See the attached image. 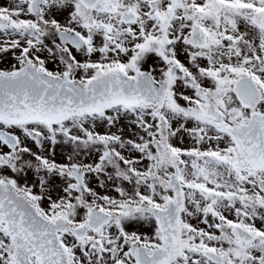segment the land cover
<instances>
[{
  "label": "rangeland",
  "instance_id": "374dc122",
  "mask_svg": "<svg viewBox=\"0 0 264 264\" xmlns=\"http://www.w3.org/2000/svg\"><path fill=\"white\" fill-rule=\"evenodd\" d=\"M30 1L0 0L2 74H14L30 63L84 83L110 70L128 76L149 72L156 80H164L174 59L183 64V69L163 107L155 112L116 106L102 114L70 117L48 126L0 122V131L18 140L14 150L0 141V182L11 185L47 218L80 223L93 206L130 211L138 206L163 205L172 195L165 189V182L175 174L185 194L181 238L187 248L173 264H219L206 258L204 251L220 254V264H264V171L248 175L228 165L226 159L234 155L235 146L203 117V110L211 105L230 123L247 122L252 111L241 106L232 90V83L246 74H251L262 88L256 111L264 114V33L251 21L256 11L264 8V0H179L173 9L166 0H100L91 10L79 0H48L39 15L29 8ZM124 12L136 16L134 25L121 21ZM194 24L208 34V49L198 58L197 50L187 45ZM62 28L80 34L85 46L75 49L63 45L57 36ZM52 47L65 54H48ZM88 49H96L98 54L83 58L80 54ZM207 67L217 69L219 79L231 88L222 89L217 85L218 78L202 75L203 70L211 72ZM109 112L150 116L147 152L128 153L114 140L106 143L109 135L118 134L114 131L116 121L107 118ZM88 122L91 126L83 129ZM105 124L109 131L100 132ZM74 129L83 148L92 146L89 154L62 162L61 168L41 178L38 168L49 167V163L36 162L33 166L24 160L22 149L31 150L35 160H43L45 153L38 148L44 146L49 151L67 145ZM160 136L173 150L172 166L155 148ZM106 163L110 169L119 163H128L129 167L107 173L101 168ZM74 166L90 169L84 177L83 191L70 175ZM138 175L143 179L138 184L146 191L122 192V188L137 184L132 179ZM237 223L258 233L249 246L233 237L232 228ZM96 238L103 241L105 250L91 248L89 241ZM61 240L73 264H135L126 254L129 242L139 240L155 248L161 245V233L152 214L138 212L110 222L89 240H77L69 234H63ZM13 255L10 240L0 234V264H12Z\"/></svg>",
  "mask_w": 264,
  "mask_h": 264
},
{
  "label": "water",
  "instance_id": "95a60500",
  "mask_svg": "<svg viewBox=\"0 0 264 264\" xmlns=\"http://www.w3.org/2000/svg\"><path fill=\"white\" fill-rule=\"evenodd\" d=\"M80 1L87 9H93L100 0ZM168 1L175 6L178 0ZM46 4L47 0H31L30 8L34 14L39 15L41 6ZM121 20L125 24H134L136 17L125 12ZM252 21L264 31V10L258 11ZM57 35L62 44H70L76 49L85 45L84 39L75 31L63 28ZM188 43L195 48L206 47V33L201 26L194 25ZM175 75L173 69L164 81L158 82L148 72L139 71L129 77L122 71H105L80 84L28 64L16 74H0V121L50 125L64 122L71 116L81 118L101 114L121 105L156 111L164 105L167 90L175 81ZM235 93L242 105L251 109L256 108L261 99V90L251 76L235 84ZM204 114L215 128L229 135L236 146L234 156L227 160L228 164L250 175L264 171L263 114L254 113L248 125L238 127L224 123L214 108H207ZM0 140L11 150L18 144L17 139L5 131H0ZM155 147L160 157L168 165H173L174 155L167 139L160 136ZM89 171V168L80 166L70 169L71 176L82 190L84 175ZM165 188L172 191L173 198L160 207L152 209L138 206L126 212L92 207L85 221L69 224L61 218L50 220L43 216L11 185L0 182V233L8 236L14 247L13 264H34L33 258L38 264H72L69 252L61 243V233L69 231L77 239L83 240L88 233L97 231L111 220L146 211L152 213L157 222L162 235L161 245L153 249L133 241L129 255L133 256L136 264H172L182 257L186 248L180 236L185 196L175 174L165 182ZM232 234L246 245L256 238L255 233L241 224L233 228ZM94 246L99 249L100 243L95 242ZM204 255L218 263L223 260L213 252L205 251Z\"/></svg>",
  "mask_w": 264,
  "mask_h": 264
},
{
  "label": "bare ground",
  "instance_id": "6f19581e",
  "mask_svg": "<svg viewBox=\"0 0 264 264\" xmlns=\"http://www.w3.org/2000/svg\"><path fill=\"white\" fill-rule=\"evenodd\" d=\"M48 54L52 56H57L61 54H65L64 50L57 49V48H49ZM98 52L96 49H88L87 51L81 53L80 55L84 57H90L97 55ZM90 71L87 69V72ZM108 119L111 118L114 121H116V127L115 132L118 133L117 135H109L108 138H106V143L110 142L111 140H114L118 142V147L122 148L128 153H141L143 151L147 152V144L146 139L148 137V131L151 127V120L150 116L148 114H142L140 112L137 113H121V114H114V112H109ZM106 126H102L100 128V132H106L109 131L107 124ZM91 126V122H88L85 124L82 128L87 129ZM139 126H142L140 129ZM78 133L77 129H74L72 131V134L69 136V143L67 145H59V147L51 148L49 151H47L46 147L40 146L39 151L41 153H45L46 156L45 159L41 160H35L34 153L29 150L28 148H23L22 153L24 155V160H27L29 163L34 164L36 162H48L49 167H46L44 169L38 168V172L42 173L40 175L41 178H43L45 173H50L52 171L57 170V168H61L62 162H67L72 159H79L82 156H85L86 154H89L91 145H86V147L83 148L80 138H77L76 135ZM73 139V140H72ZM92 139V138H89ZM110 163V162H108ZM108 163L103 164L101 166L103 172H118V170L121 169V167H129V164L127 163H119V164H113V168H108ZM37 166V164H35ZM21 169V168H20ZM142 176H136L132 179L133 182H137L136 185L130 187V188H122V192H128V193H140L143 191H146L142 189L138 183L141 182ZM193 262H191L192 264ZM203 264V263H202Z\"/></svg>",
  "mask_w": 264,
  "mask_h": 264
},
{
  "label": "flooded vegetation",
  "instance_id": "af4514ba",
  "mask_svg": "<svg viewBox=\"0 0 264 264\" xmlns=\"http://www.w3.org/2000/svg\"><path fill=\"white\" fill-rule=\"evenodd\" d=\"M207 68H209V67H207ZM210 70H211V72H205V71H202L201 72V74L202 75H204L205 77H213V76H215L216 78H218V79H216L217 80V85H218V87H220V88H231V85H228L227 84V82L226 81H224V80H221V79H219V77H220V74H219V72H218V70L217 69H214V68H209ZM168 73V72H167ZM167 73H166V75H167ZM180 71L178 70L177 71V81H178V77H179V75H180ZM234 83L235 82H233L232 83V90H233V86H234ZM197 91H199V90H197ZM219 110V109H218ZM221 110L219 111V114L221 115ZM221 117H222V119L225 121V122H227L228 124H232V125H241V124H245L246 122H240L239 124H234V123H230V121L229 120H227L226 118H225V116L223 115V113H222V115H221ZM67 234H69V233H67ZM93 234H95V233H93ZM93 234H90L89 236H91V235H93ZM69 235H71V234H69ZM72 236V235H71ZM86 240H89V238H87ZM85 240V241H86ZM100 241V245H101V248L99 249V250H97V249H95L94 248V242H96V241ZM108 241V240H107ZM131 241H134V240H131ZM131 241L129 242V247H128V249L126 250V254L128 255V252H129V250H130V248H131ZM136 241H139V240H136ZM90 242V246H91V248L93 249V250H95V251H102L105 247H106V245L103 243V241H101V240H99V239H93L92 241H89ZM108 245H110V243H109V241H108ZM107 245V247H109ZM105 250V249H104ZM124 251V250H123ZM129 256V255H128ZM130 257V256H129Z\"/></svg>",
  "mask_w": 264,
  "mask_h": 264
}]
</instances>
